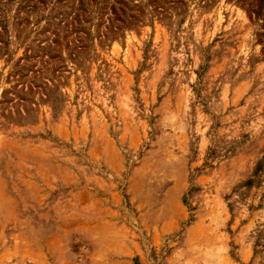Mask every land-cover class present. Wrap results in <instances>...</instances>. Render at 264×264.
<instances>
[{
  "label": "rangeland",
  "instance_id": "1",
  "mask_svg": "<svg viewBox=\"0 0 264 264\" xmlns=\"http://www.w3.org/2000/svg\"><path fill=\"white\" fill-rule=\"evenodd\" d=\"M0 264H264V0H0Z\"/></svg>",
  "mask_w": 264,
  "mask_h": 264
}]
</instances>
